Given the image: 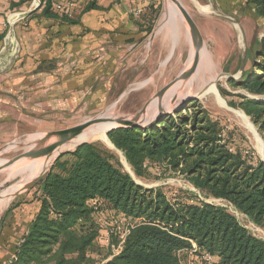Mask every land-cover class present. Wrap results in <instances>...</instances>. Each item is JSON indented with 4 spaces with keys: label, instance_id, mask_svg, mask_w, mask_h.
Segmentation results:
<instances>
[{
    "label": "trees",
    "instance_id": "obj_1",
    "mask_svg": "<svg viewBox=\"0 0 264 264\" xmlns=\"http://www.w3.org/2000/svg\"><path fill=\"white\" fill-rule=\"evenodd\" d=\"M253 2L256 18L264 21V0ZM159 5L156 1L154 20ZM256 56L263 62L253 63L255 71L244 73L238 84L261 95L264 40ZM238 98L229 105L238 106L264 130V102ZM184 111L177 121L167 117L147 130L118 129L108 139L136 176L149 174L152 165L167 167L264 229V163L232 149L220 123L205 111ZM34 188H39V210L15 248L12 264H264V240L225 207L191 193L169 199L158 188L145 189L96 144L64 154ZM111 247L119 252L111 254ZM106 253L111 259L102 263L98 259ZM206 254L213 258L210 263Z\"/></svg>",
    "mask_w": 264,
    "mask_h": 264
},
{
    "label": "rangeland",
    "instance_id": "obj_2",
    "mask_svg": "<svg viewBox=\"0 0 264 264\" xmlns=\"http://www.w3.org/2000/svg\"><path fill=\"white\" fill-rule=\"evenodd\" d=\"M177 1L193 18L203 40V50L199 66L194 69L192 75L169 90L162 102L163 109L169 112H172L173 108L177 109L176 112L168 116L172 117L174 121L178 120L179 114H185V108L189 114L193 110L205 111L212 119L220 123L224 129V136L231 140L230 147L232 149L239 148L245 153H251L254 159L264 163V157L259 152L255 136L247 131L236 113L239 112L248 119L256 132V137L261 140L263 148L264 130L246 116L238 106L229 105L230 101L238 103V96L264 102V94L250 93L238 84L244 73L251 74V71H255L253 63L256 65L263 62V59L257 57L256 53L261 50V41L264 40V21L256 18L255 11L248 8L236 10L229 6L222 8L217 0ZM158 2L160 4L159 11L146 41L149 42L148 46L146 44V47L139 51V60L137 63H133L135 73H124L120 81L119 78H115V85H118L122 91L103 101L102 99H90L89 105H86V99H84L85 103L77 101L74 108L58 109L55 112L51 111L49 107H42L41 114L31 115H20L19 112L16 114L10 110V121L3 125V130L0 126V161H11L32 149L34 143L44 138L48 133L71 128L89 120H104L120 116L129 117V119L135 118L140 124L146 125L156 119L158 115L157 95L188 68L193 48L189 30L178 14L173 10L167 12L165 0H158ZM10 33L12 34V32ZM16 47L18 51L17 44ZM203 56L205 57L204 61ZM14 61L15 59L3 71L1 70L0 74L5 73ZM126 63L124 62L123 66ZM130 63L128 62V65ZM212 80L214 83L211 86L216 89L219 99L225 107L221 106L213 95H210L212 90L207 91L211 87ZM232 81L236 84H232ZM112 82L113 79H110L111 84ZM127 88L130 90L128 94L125 91ZM223 92L230 96H223ZM123 94L124 96H122ZM183 101H187V103L182 105ZM165 118L167 117L161 118L157 124ZM91 143L110 152L118 162L120 170L129 174L137 185L145 189L158 188L169 199L175 195L182 198L187 195L185 193H191L197 195L205 203L225 207L249 233L264 240V229L253 224L225 201L214 199L195 189L188 179L179 172L175 173L166 169L167 167L157 168L152 165L149 167V174L138 177L123 152L102 141ZM158 171L161 174H158ZM24 172L23 168L0 170L1 197L16 189L17 184L25 180L27 174ZM44 175H41L40 179ZM34 186L13 196L5 207L0 209V217L6 210H14L18 205H28L35 199L38 196L39 188H34ZM15 213L16 215L20 214ZM123 225V221L116 222L117 230L121 232ZM118 252L119 250L111 247V254L115 255ZM111 254L107 255L106 253L98 260L106 263L111 259Z\"/></svg>",
    "mask_w": 264,
    "mask_h": 264
},
{
    "label": "crops",
    "instance_id": "obj_3",
    "mask_svg": "<svg viewBox=\"0 0 264 264\" xmlns=\"http://www.w3.org/2000/svg\"><path fill=\"white\" fill-rule=\"evenodd\" d=\"M156 1L79 0L73 17L66 20L36 8L32 0H0V58L9 53L10 32L18 46L14 63L0 74L1 130L10 121V110L31 115L49 107L55 112L74 108L77 101L87 100L89 105L90 99L103 101L120 93L115 78L120 81L124 73H135L133 63L149 43ZM253 1L217 0L222 8L255 11ZM138 10L141 14L134 15ZM38 210L35 198L1 215L0 264L14 256Z\"/></svg>",
    "mask_w": 264,
    "mask_h": 264
},
{
    "label": "water",
    "instance_id": "obj_4",
    "mask_svg": "<svg viewBox=\"0 0 264 264\" xmlns=\"http://www.w3.org/2000/svg\"><path fill=\"white\" fill-rule=\"evenodd\" d=\"M170 4L172 5L173 9L177 12L180 19L184 22L185 26L188 28L191 37H192V57L189 60L188 68L182 71L170 84H168L166 87H164L160 93L157 95L158 99V115L156 119L148 123L146 125H142L139 122L136 121L135 118L129 119V117H112L107 118L104 120H89L87 122H84L82 124L76 125L71 128L54 131L51 133H48L44 138L37 140L34 143V147L32 149H29L28 151H25L24 153L20 154L16 158H14L11 161L5 162L3 165L0 166V170L8 169V170H14L20 168V166H17L19 162L26 161V163H32L42 160H48L53 153L58 151L62 146L71 143L75 139H77L81 134H83L87 129H89L91 126L104 122L107 124H110L111 127L106 132V136L108 137V134L112 131L118 130V129H138V130H147L152 127H155L158 123V121L163 117H168L172 115L174 112H176V108H173L172 112L166 111L163 109V99L166 97L169 90L174 87L181 84L183 81L187 80L193 73L195 69V65L197 64V61L199 59V55L201 54L203 50V40L201 37V34L193 20V18L189 15V13L183 8V6L177 1V0H168ZM9 48V47H8ZM8 51V49H7ZM6 53V52H5ZM130 90L126 92L128 94ZM124 96V95H123ZM126 96V95H125ZM187 101H183L182 105H185ZM181 107V106H179ZM88 144L87 142H82L78 145H76L72 150L68 151H60L57 152L56 156L49 162L48 167L45 168L43 171L37 174V176L30 179L28 182H26L21 190L17 192H12L9 194L8 197L9 201L11 198L15 195H17L20 192L27 191L31 189L40 179L41 175L46 174L52 166L55 164V162L60 159L64 154L66 153H72L74 152L78 147ZM114 148V146H113ZM22 163V164H26ZM2 197L0 196V200ZM8 201V202H9Z\"/></svg>",
    "mask_w": 264,
    "mask_h": 264
},
{
    "label": "bare ground",
    "instance_id": "obj_5",
    "mask_svg": "<svg viewBox=\"0 0 264 264\" xmlns=\"http://www.w3.org/2000/svg\"><path fill=\"white\" fill-rule=\"evenodd\" d=\"M165 2H166V10H167V12H170L172 10L175 11L168 0H165ZM165 22H166V20H165ZM189 34H190V32H189ZM190 38H191V43H192L191 34H190ZM7 44L9 45L10 50H8L9 53L7 52L8 53L7 55H2L1 56V58H0V69H5L8 65H10V63L12 62V60L14 59V57L16 55L17 47H16V43H15L14 38H13L11 33H9V36L7 37ZM5 52H6V50H5ZM192 54H193V52L191 53V57H192ZM200 56H201V54L199 55V59L197 61V64L195 65V68H197L199 66ZM204 60H205V57L203 56V61ZM205 64L207 65V63H205ZM213 83H214V81L212 80L210 82V86ZM209 90H212L210 95H213L219 101L220 105L225 107L224 103L222 101H220L219 96H218V94L216 92V89L212 88V86H211V87L208 88L207 91H209ZM236 114L240 118V120L242 121V123L245 126V128L247 129V131L255 136V138L257 140V145H258L259 152L264 157V148H263V146L261 144V140H259L256 137V132H255L253 126L251 125V123L248 121V119L244 115L240 114L239 112L236 113ZM99 120H101V119H99ZM110 127H111L110 124H107V123H104V122H100V123H97V124L91 126L83 134H81L77 139H75L74 141H72L69 144H66V145L62 146L58 151L53 153V155L48 160H42V161L40 160V161L32 162V163H26V161L19 162L17 166H20V168H18L16 170H19V169L23 168V171H25L24 174H27V176H26L24 181L19 182L17 184V188L16 189H14L13 191H10V192L5 193V194L2 195V199L0 200V208L2 207V205L6 201V199L9 200V198L6 197V196L11 194L12 192H17V191L21 190V188L23 187V185L26 182H28L33 177L37 176L38 173H40L45 168H47L49 162L56 156L57 152L68 151V150L72 149L76 144H80L82 142L91 143V142H94V141H102V142L106 143L108 146L113 147V145L110 143V141L108 140V138L106 136V132L108 131V129ZM4 163L5 162L0 161V166L3 165ZM22 163H26V164H22Z\"/></svg>",
    "mask_w": 264,
    "mask_h": 264
},
{
    "label": "built area",
    "instance_id": "obj_6",
    "mask_svg": "<svg viewBox=\"0 0 264 264\" xmlns=\"http://www.w3.org/2000/svg\"><path fill=\"white\" fill-rule=\"evenodd\" d=\"M79 0H33V4L36 8H45L50 7V9L58 14L59 16H65L66 18H72L73 13L77 8V2ZM142 10H138L134 13V15L141 14ZM124 238V235L122 236ZM205 260L210 263L212 261V257L208 254L204 256ZM15 261V256H13L8 264H12Z\"/></svg>",
    "mask_w": 264,
    "mask_h": 264
}]
</instances>
